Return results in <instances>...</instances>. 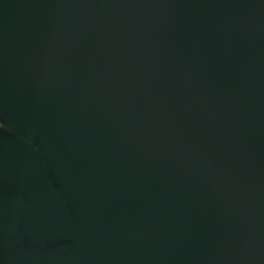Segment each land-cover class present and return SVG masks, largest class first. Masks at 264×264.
Here are the masks:
<instances>
[{
	"label": "water",
	"instance_id": "95a60500",
	"mask_svg": "<svg viewBox=\"0 0 264 264\" xmlns=\"http://www.w3.org/2000/svg\"><path fill=\"white\" fill-rule=\"evenodd\" d=\"M0 264H264V0H0Z\"/></svg>",
	"mask_w": 264,
	"mask_h": 264
},
{
	"label": "flooded vegetation",
	"instance_id": "af4514ba",
	"mask_svg": "<svg viewBox=\"0 0 264 264\" xmlns=\"http://www.w3.org/2000/svg\"><path fill=\"white\" fill-rule=\"evenodd\" d=\"M0 128H3V127L0 125Z\"/></svg>",
	"mask_w": 264,
	"mask_h": 264
}]
</instances>
